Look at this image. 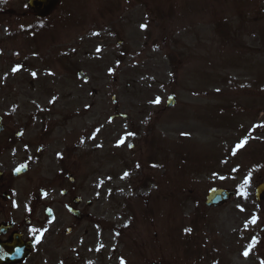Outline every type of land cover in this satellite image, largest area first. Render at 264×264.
I'll use <instances>...</instances> for the list:
<instances>
[{
  "label": "rangeland",
  "instance_id": "374dc122",
  "mask_svg": "<svg viewBox=\"0 0 264 264\" xmlns=\"http://www.w3.org/2000/svg\"><path fill=\"white\" fill-rule=\"evenodd\" d=\"M22 6L0 97L16 126L62 96L100 188L90 262L264 264V0H61L43 20ZM211 187L235 195L207 208Z\"/></svg>",
  "mask_w": 264,
  "mask_h": 264
},
{
  "label": "flooded vegetation",
  "instance_id": "af4514ba",
  "mask_svg": "<svg viewBox=\"0 0 264 264\" xmlns=\"http://www.w3.org/2000/svg\"><path fill=\"white\" fill-rule=\"evenodd\" d=\"M16 1L26 6L27 0ZM6 22L16 24L14 0H0V45ZM8 97H0V264H92L89 224H100V188L85 186L87 154H81L77 131H63L70 116L56 110L62 96L50 97L16 126Z\"/></svg>",
  "mask_w": 264,
  "mask_h": 264
},
{
  "label": "water",
  "instance_id": "95a60500",
  "mask_svg": "<svg viewBox=\"0 0 264 264\" xmlns=\"http://www.w3.org/2000/svg\"><path fill=\"white\" fill-rule=\"evenodd\" d=\"M57 0H29L28 7L33 9V14L36 17L43 18L47 16L55 7ZM83 78V74L78 72ZM175 104V100L172 96L166 100V107H171ZM121 117H126L122 115ZM255 199L258 201H264V183L257 185L255 188ZM232 191H228L225 189H216L211 188L208 191L204 203L207 207L217 206L219 204H223L224 201L228 200L231 196H233Z\"/></svg>",
  "mask_w": 264,
  "mask_h": 264
},
{
  "label": "snow or ice",
  "instance_id": "6c2138e0",
  "mask_svg": "<svg viewBox=\"0 0 264 264\" xmlns=\"http://www.w3.org/2000/svg\"><path fill=\"white\" fill-rule=\"evenodd\" d=\"M15 70H16V69H13V71H15ZM130 135H131V134H130ZM125 175H128V174L125 173ZM245 182H247V180H246ZM253 222H254V221H253ZM247 254H248L247 252L244 253L245 256H247Z\"/></svg>",
  "mask_w": 264,
  "mask_h": 264
}]
</instances>
